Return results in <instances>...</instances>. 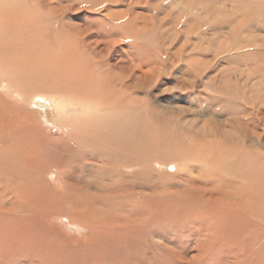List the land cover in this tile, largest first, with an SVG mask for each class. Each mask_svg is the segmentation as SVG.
<instances>
[{"label": "bare ground", "instance_id": "6f19581e", "mask_svg": "<svg viewBox=\"0 0 264 264\" xmlns=\"http://www.w3.org/2000/svg\"><path fill=\"white\" fill-rule=\"evenodd\" d=\"M89 1L79 0L90 9L104 3ZM34 2L0 0V75L8 92L40 95L31 113L0 96V213H22L17 219L0 216V233L7 241L18 243L20 250H35L40 245L30 238L34 217L65 214L69 224L90 235L104 239L113 234L110 262L112 254L139 253L140 241L153 248L154 256L170 259L173 253L181 261L182 253L170 240L178 238L176 231L193 228L196 239L204 242L195 244L193 264L220 260L232 247L237 251L223 257L224 264H264V152L258 148L264 149V95L255 119H247L244 112L228 124L182 121L156 108L142 117L139 82L156 83L158 67L134 63L130 69L113 63L102 69L93 62L110 49L89 58L90 44L85 42L87 52L78 53L74 41L84 33L78 25H68L71 37L66 43L56 36L51 44L45 40L50 28L41 25ZM243 16L233 33L255 19L246 12ZM38 45L41 49L35 50ZM136 68H147L144 77L134 75ZM188 86L180 90L193 89ZM213 92L230 107L238 101L227 85H215ZM250 98L243 99V111L251 110ZM50 126L55 131L46 128ZM10 196L9 206L2 207ZM54 206L57 214L50 213Z\"/></svg>", "mask_w": 264, "mask_h": 264}, {"label": "rangeland", "instance_id": "374dc122", "mask_svg": "<svg viewBox=\"0 0 264 264\" xmlns=\"http://www.w3.org/2000/svg\"><path fill=\"white\" fill-rule=\"evenodd\" d=\"M26 1H28L27 5L31 4V0ZM36 2L34 5L39 6V16L43 19L41 25L50 28L45 40H52L51 44L54 43L53 39L56 36H59V42L66 43L71 37L68 25H78L79 31L84 32L74 41L78 53L87 52L84 49L85 42L90 44L89 58H94L93 55L101 50L110 49L109 55H105L106 52L102 51L103 58H95L93 62L100 63L102 69H106V65L113 63H123L125 68L131 66L130 69L133 68L134 63H147L155 68L158 67L161 77L156 83L152 82L149 85L143 78L139 82L141 91L139 97L145 104L142 106V117L146 118L157 110L179 117L178 119H183L182 121L192 120L200 124L205 123L206 120L216 125L228 124L232 117L239 114L242 116L244 112L247 113V119L250 117L255 119L256 106L261 95H264V0L89 1L91 5L104 2L96 9H90L91 7L86 5L88 3L80 4L79 0H38ZM77 4L82 8H77L79 7ZM236 9L239 12H236ZM29 10H32L31 6ZM245 12L253 15L255 19L253 18L252 22L245 25V29L233 33V29L242 21ZM175 23H178L176 28H174ZM34 49L39 50L41 47L38 45ZM158 63L160 65H156ZM145 70L147 68L141 70L136 68L134 75L144 77ZM0 78H2L1 75ZM204 82L213 84L209 87ZM222 84L230 87L238 96V101H233L232 107L228 106L224 98L213 92L215 85ZM188 85H192L193 89L180 90L181 86L189 87ZM9 93L5 79H0V96L4 95L1 99L11 102L23 111L33 112L34 101H37L36 96L39 95L36 94L37 92L30 93L24 90L20 97L12 92ZM246 97H251L253 102L250 111H243L245 108L242 103ZM15 98H18L20 103ZM152 108H156L155 111H152ZM187 112L189 114H185ZM228 113L233 115L230 114V116ZM262 114H264V107ZM172 126L176 130L177 125ZM46 128L52 130L53 127ZM53 131H55L54 128ZM63 141L66 140L63 139ZM258 148L264 152V149ZM4 180H2L3 184ZM45 181L55 188L50 183V176L46 175ZM55 190L57 194H60L58 188ZM12 197H8L2 203V207L7 208ZM49 210L51 214L58 213L57 206ZM65 213L70 216V212ZM7 214L0 213V216H12L17 219L22 215L18 209ZM63 215L65 216L62 214V217L55 215L34 217L36 224L35 222L30 224L32 230L30 238L40 245L35 250L27 251L28 249L24 248L20 250L18 243H10L6 235L0 233V264H82V262L83 264H125L126 260L128 264H193L192 256L196 254L195 244L197 243V246L204 244L203 238L196 239L195 229L190 228L185 231H176L178 238L170 240V246L182 253L184 259L181 261H178V257L173 253H170V259H163L160 255L154 256L153 248L141 245L140 241L138 246L140 252L134 250L138 253V257L133 256L135 253L131 251L126 255L118 254L120 257L112 254L114 261L110 262L108 258L111 251L108 249L115 245L112 239L113 234L110 233L112 238L109 234L104 239L98 238L97 234L90 235L87 231L69 224ZM39 220L42 221L39 222ZM3 222L7 220L3 218ZM193 232L194 237H191ZM200 233L203 235L202 232ZM197 240L199 241L195 242ZM259 246H256L255 250ZM105 247L106 250L103 249ZM236 251L237 248L232 247L221 256L222 258L232 256ZM222 258L211 259L212 261L202 259V261L198 260L197 264H224Z\"/></svg>", "mask_w": 264, "mask_h": 264}]
</instances>
